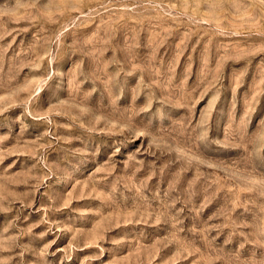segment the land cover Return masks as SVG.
<instances>
[{
  "label": "rangeland",
  "instance_id": "374dc122",
  "mask_svg": "<svg viewBox=\"0 0 264 264\" xmlns=\"http://www.w3.org/2000/svg\"><path fill=\"white\" fill-rule=\"evenodd\" d=\"M0 264H264V0H0Z\"/></svg>",
  "mask_w": 264,
  "mask_h": 264
}]
</instances>
